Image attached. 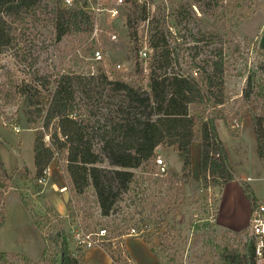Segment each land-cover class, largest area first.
Here are the masks:
<instances>
[{"label":"rangeland","instance_id":"374dc122","mask_svg":"<svg viewBox=\"0 0 264 264\" xmlns=\"http://www.w3.org/2000/svg\"><path fill=\"white\" fill-rule=\"evenodd\" d=\"M59 1L41 0L37 19L30 17L27 22L16 21V44L0 51V152L8 172V178L2 176L3 185L0 186L3 197L0 264H42L43 260L51 264L58 253L51 241L57 230L67 234L72 253L75 230L98 227H106L110 238L102 248L82 253L83 264H111L112 258L116 257L118 264H140L135 255L142 260L141 264L153 261V258L154 262L150 264H156L158 259L151 247L164 253L161 260L165 264L169 259H175V264L177 261L180 264H220L218 251L221 247L241 249L251 240L250 201L264 196V158L258 151L251 109L257 113L261 110L241 100L246 75L228 74L225 104L212 109L218 117L219 137L235 179L226 184L219 180L218 185L210 182L206 187L199 169L193 171L192 168L189 176L184 178L178 147L169 146L165 150L163 147L166 146L161 145L158 155L166 159L168 171L178 174L180 180L168 175L165 183L153 179L147 184L149 195L158 196L154 203L163 198L166 202L171 199L165 222L158 225L156 214L154 220L143 223H138L142 214L136 212L130 222L121 220V214H116L119 216L116 220L112 219L113 215L103 216L93 197L89 204L82 201L77 205L68 187L64 162L59 157H55L47 169V183H40L36 178L34 158L37 129L30 127L23 100H14V90H9V86L10 80L17 88L23 81H31L34 85V70L42 76L39 83L45 76H50L51 87L59 74L85 75L91 83L80 93L78 101L83 104L81 113L91 121L96 134L100 128L106 129L111 116H116L115 110L121 99L110 86L102 84L100 76L105 74L109 80H125L136 86L148 81L152 50L148 47L151 31L147 15L152 17L159 9L169 12L180 3H188L197 18L191 22L194 30L224 33V16L229 11L233 23L228 28L237 34L231 37H236L244 46L243 52L236 54L239 63L231 69L258 73V65L264 59V0H221L219 6L215 5L216 0H123L120 4L116 0H92L102 8L96 16L97 25L95 11L87 0H74V4L79 1V5L84 6L93 23L82 24V31L58 39L54 23L61 5ZM74 4L72 7H76ZM113 7L118 10L115 16L110 12ZM247 42L250 47L245 48ZM95 49H100L102 60L92 58ZM144 51L148 52L147 56ZM187 55L179 58L182 70H190L191 57ZM7 90L9 95L4 98ZM231 130L239 132L238 136ZM45 140L49 142V136ZM101 166L111 167L110 161L106 158ZM248 177L252 180H247ZM168 187H172L169 192ZM128 197L129 193L124 194V200L120 202L124 210L132 208L126 207L130 203ZM218 208L224 222L247 225L232 229L219 224ZM90 211L94 214L87 221L85 217ZM207 219L214 222V228L208 227ZM132 227L141 231L140 234L128 235ZM143 233H148L149 243L142 237Z\"/></svg>","mask_w":264,"mask_h":264},{"label":"trees","instance_id":"16d2710c","mask_svg":"<svg viewBox=\"0 0 264 264\" xmlns=\"http://www.w3.org/2000/svg\"><path fill=\"white\" fill-rule=\"evenodd\" d=\"M59 3L54 23L58 39L82 31V24L92 25L91 15L83 5H79V1H76V7L64 0ZM220 4L221 0L215 1L216 6ZM40 5L41 0H0V51L16 44V21L27 22L30 17L37 19ZM146 19L151 31L147 38L148 47L152 50L147 83L136 86L125 80H109L105 74L100 76L105 87L110 86L115 94L121 96L116 116H111L106 129L100 128L95 134L93 124L81 113L83 104L78 98L91 83L85 75L59 74L51 87L50 76H45L39 83L42 76L34 70V85L31 81H23L18 84V89L10 80L9 90H14V100H23L27 121L30 127L37 129L34 141L37 180L47 178L50 163L59 157L64 162L68 187L77 205L82 201L89 204L93 197L103 216L113 215L112 219L116 220L119 218L116 214H121V220L130 222L136 212L142 214L138 223H143L154 220L156 214L158 225L165 222L171 199L166 202L163 198L154 203L158 196L149 195L147 184L153 179L165 183L168 175L180 180L178 174L169 171L163 176L156 174L159 146L178 147L183 160L182 177L187 178L192 168V143L198 140L199 171L205 186L209 187L210 182L218 185L219 180L226 183L235 179L219 137L218 117L212 111L214 107L225 104L226 76L233 72L247 76L241 100L261 110L257 113L251 109L258 151L264 158V59L258 65V73L232 71L231 67L239 63L236 54L242 53L244 46L236 37H231L237 34L229 29L233 23L229 11L224 16V33L194 30L191 22L197 18L188 3H180L169 12L159 9L152 17L147 15ZM244 44L245 48L250 47L249 42ZM186 55L191 57L190 70L180 68L179 58ZM40 88L48 92L40 91ZM7 92L4 98L9 95ZM231 133L234 136L239 134L234 130ZM46 136H49V142L45 140ZM106 158L111 167L101 166ZM2 176L8 178L0 152V186L3 185ZM171 188L168 187L167 191ZM127 193L130 203L126 207L132 206L131 210H124L120 205ZM2 201L0 196V205ZM255 201L252 198V202ZM93 214L90 211L85 219L90 220ZM206 224L215 227L209 219ZM147 234L143 233L142 237L146 239ZM67 238V234L60 230L51 236L58 250L51 264L70 263ZM146 241L149 243L148 239ZM151 249L157 256L156 264H165L161 260L164 253L154 247ZM218 254L220 264H256L252 240L241 249L223 246ZM174 260L169 259L166 264H175ZM42 264L47 263L43 260Z\"/></svg>","mask_w":264,"mask_h":264},{"label":"built area","instance_id":"2783aa9c","mask_svg":"<svg viewBox=\"0 0 264 264\" xmlns=\"http://www.w3.org/2000/svg\"><path fill=\"white\" fill-rule=\"evenodd\" d=\"M67 4L73 5L74 0H64ZM88 4L91 5V8L93 11H95L94 19L96 21V25L98 22V12L102 10V8L97 4V2L92 0H87ZM123 0H116L117 4L122 3ZM98 5V6H97ZM111 15L115 16L118 13L117 8L113 7L110 9ZM95 32H97V27ZM144 56H147L148 52H143ZM93 59L95 60H102L103 55L100 51V49H95L93 51ZM119 67L121 65H118ZM218 156V155H216ZM157 162V175H165L168 171L167 162L164 157L161 155H158L156 158ZM249 181L252 180L251 177H248ZM262 181L264 182V177L262 178ZM40 183H47V178H41L39 179ZM66 188V187H65ZM250 229V236L251 240L253 241L254 246V257L256 260V264H264V196L260 199H257L251 209V219L249 224ZM141 231H139L136 227H132L129 231L128 235H139ZM74 236V246H73V252L70 254L71 261L69 264H83L81 259V254L89 251L91 249L95 248H102L104 246V243L109 240V231L106 227H98L97 229H82L75 230ZM111 264H118L112 258Z\"/></svg>","mask_w":264,"mask_h":264},{"label":"crops","instance_id":"0c3cea01","mask_svg":"<svg viewBox=\"0 0 264 264\" xmlns=\"http://www.w3.org/2000/svg\"><path fill=\"white\" fill-rule=\"evenodd\" d=\"M161 146H159L157 148V150H159ZM162 148V147H161ZM165 148V150H167L166 148H170V147H163ZM191 150H192V159H191V162H192V169L193 171L196 169L198 170L199 169V162H200V145L199 143L196 141H194L192 143V147H191ZM181 163V162H180ZM235 175V174H234ZM226 184V183H225ZM224 184V185H225ZM223 185V186H224ZM257 198V197H256ZM257 199H260V198H257ZM219 208H220V201H219ZM218 208V216H217V221L219 224H222L226 227H229V228H232V229H236V228H241V227H244L245 225H247V223H243V224H234V221L233 222H224V220L221 218L220 216V209ZM251 209H252V200L250 201V213H251ZM251 215V214H250ZM128 248L130 249V246H128ZM132 252V251H131ZM135 255V253H134ZM135 258L138 260V262L141 264L142 263V260L139 258V256L137 257L135 255ZM154 259L153 258V261H150L146 264H150L152 262H154Z\"/></svg>","mask_w":264,"mask_h":264}]
</instances>
